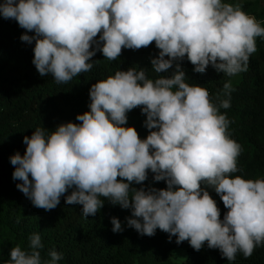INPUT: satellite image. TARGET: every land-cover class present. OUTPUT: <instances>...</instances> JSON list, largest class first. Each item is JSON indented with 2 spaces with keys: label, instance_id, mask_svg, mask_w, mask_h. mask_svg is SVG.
Returning a JSON list of instances; mask_svg holds the SVG:
<instances>
[{
  "label": "clouds",
  "instance_id": "1",
  "mask_svg": "<svg viewBox=\"0 0 264 264\" xmlns=\"http://www.w3.org/2000/svg\"><path fill=\"white\" fill-rule=\"evenodd\" d=\"M0 16L26 30L20 39L35 42L37 72L51 75L57 84L89 72L97 51L116 61L122 49L154 42L159 49L151 59L156 73L176 62L169 78L149 79L135 67L118 70L91 85L90 110L75 118L80 123H61L47 135L38 127L23 137L24 154L9 158L12 179L21 181L16 187L34 207L53 210L63 196L66 204L81 205L87 218L96 216L107 200L130 210L127 226L140 235L151 237L159 229L169 241L173 236L178 245L188 241L196 251L206 242L227 261L238 252L250 258L264 244V180L231 176L239 171L242 149L230 138V121L219 108L230 107L232 84L223 85L229 99L217 106L207 89L185 82L180 63L186 57L196 73L209 65L228 76L247 71L264 27L242 11L240 2L3 0ZM138 107L146 116L145 139L124 126L127 113ZM149 171L166 187H145ZM207 188L227 209L222 219ZM110 222L114 233L123 231L117 217ZM29 241L28 250L13 247L6 264H57L62 259L52 250L50 260L42 261L41 237L33 234Z\"/></svg>",
  "mask_w": 264,
  "mask_h": 264
},
{
  "label": "trees",
  "instance_id": "2",
  "mask_svg": "<svg viewBox=\"0 0 264 264\" xmlns=\"http://www.w3.org/2000/svg\"><path fill=\"white\" fill-rule=\"evenodd\" d=\"M236 2L264 27V0H222V3ZM25 31L15 20L0 16V264L10 260L13 247L28 250L29 237L33 234L41 237L42 261L50 260L49 251L62 254L57 264H264V244L257 246L250 258L238 252L234 261H227L218 249H209L206 242L196 251L188 241L178 245L174 236L169 241L168 234L159 229L151 237L140 235L127 226L125 218L131 216L130 210L113 206L107 200L96 216L87 218L82 214L81 205H68L63 196L53 210L34 207L16 187L21 181L12 179L14 166L9 158L16 152L24 154L23 137H30L38 127L45 128L47 135L61 123H80L75 118L90 110L91 85L114 76L118 70L135 67L144 69L149 79L169 78L176 62L166 72L156 73L151 59L158 55L159 49L154 42L138 50L122 49L116 61L104 58L97 51L89 72L73 77L66 84H57L51 75L42 77L37 72L32 63L35 42L28 44L20 39ZM256 47L247 71L235 76L218 73L210 65L204 73H196L186 57L180 62L187 77L185 82L207 89L211 102L217 106L229 99L223 85L231 82L234 91L230 94V107L219 108V113L230 121L229 136L242 149L237 158L239 171L231 176L245 180H264V38L256 37ZM145 119L138 107L127 113L124 126L134 127L139 138L145 139L149 134L144 127ZM152 176L149 171L145 187H166L164 181L156 182ZM206 190L216 201L222 219L227 209L213 189ZM70 192L71 189L65 195ZM113 216L120 220L123 231H112L110 217ZM180 247L185 249V258L181 261L172 255Z\"/></svg>",
  "mask_w": 264,
  "mask_h": 264
},
{
  "label": "rangeland",
  "instance_id": "3",
  "mask_svg": "<svg viewBox=\"0 0 264 264\" xmlns=\"http://www.w3.org/2000/svg\"><path fill=\"white\" fill-rule=\"evenodd\" d=\"M231 0H227V2H230ZM173 257L179 261L183 260L185 258V249L184 247L177 248V250L173 251Z\"/></svg>",
  "mask_w": 264,
  "mask_h": 264
}]
</instances>
